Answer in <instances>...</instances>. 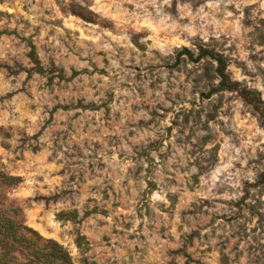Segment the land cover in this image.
<instances>
[{
	"label": "clouds",
	"instance_id": "clouds-1",
	"mask_svg": "<svg viewBox=\"0 0 264 264\" xmlns=\"http://www.w3.org/2000/svg\"><path fill=\"white\" fill-rule=\"evenodd\" d=\"M0 264H264V0H0Z\"/></svg>",
	"mask_w": 264,
	"mask_h": 264
}]
</instances>
